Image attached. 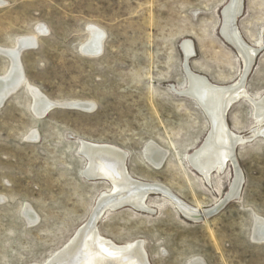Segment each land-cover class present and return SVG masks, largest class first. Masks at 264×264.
Here are the masks:
<instances>
[{
	"label": "rangeland",
	"instance_id": "rangeland-1",
	"mask_svg": "<svg viewBox=\"0 0 264 264\" xmlns=\"http://www.w3.org/2000/svg\"><path fill=\"white\" fill-rule=\"evenodd\" d=\"M226 2L2 0L0 47L36 37L20 53L25 80L55 104L86 101L92 109L56 106L38 116L24 83L0 107V264L48 261L88 220L100 194L112 188L106 179L84 177L80 139L125 150L131 176L166 186L201 212L222 202L234 165L205 179L188 163L209 120L184 90L185 66L218 85L236 82L244 72L243 59L220 33ZM89 26L104 34L98 55L81 50ZM235 26L258 49L243 80L245 91L258 99L264 94V46L258 48L264 0H241ZM183 40L193 45L187 59ZM10 65L0 53V75ZM226 112L230 130L249 140L233 149L242 176L237 195L194 220L152 192L146 196L151 213L128 204L105 210L96 220L99 232L117 244L141 240L150 264H188L193 258L204 264H264V242L252 238L254 216L264 218V135L253 129L264 123H257L245 97ZM148 142L165 152L157 168L144 157ZM25 205L37 216L33 224L22 215Z\"/></svg>",
	"mask_w": 264,
	"mask_h": 264
},
{
	"label": "bare ground",
	"instance_id": "bare-ground-1",
	"mask_svg": "<svg viewBox=\"0 0 264 264\" xmlns=\"http://www.w3.org/2000/svg\"><path fill=\"white\" fill-rule=\"evenodd\" d=\"M1 2L2 0H0ZM240 11L241 0H227L222 9L220 24L222 37L236 48L243 59L244 72H240L239 79L228 85H218L211 81L209 82L202 75L193 73L185 66L188 78H186L187 86L184 92L191 96L199 107L207 113V119L209 120V131L206 137L197 148L188 154L187 161L205 179L210 177L211 172L221 171L228 163L232 162L234 165V180L227 196L237 195L242 181L241 173L232 157L233 149L237 144L249 141L248 138H243L241 135L234 133L227 126L225 121L227 109L233 104L234 100L245 97L252 104L254 118L257 123L259 125L264 123V94L258 99H254L245 91L243 85L245 74L252 65L258 49L244 42L235 26V21ZM88 29L89 38L81 46V50L88 55H98L102 50L104 34L96 26H89ZM16 43L14 47H0V51L4 52V55L9 57L11 61L8 71L0 75V102L5 93L10 91L11 87L19 84L21 86L24 83L32 96L33 111L38 116H42L56 102L48 99L37 87L25 80L21 63L19 65L15 57L18 48L26 47L25 49H27L31 45H35L36 37L22 36L18 38ZM263 46L264 33L262 44L258 48ZM181 48L185 59L193 54V45L190 40H183ZM185 93H181V95ZM72 102L81 104L83 109H92V104L89 102ZM253 131L255 134L261 133L264 135V126L262 128H254ZM29 134L30 138L35 139L36 134L34 132ZM78 148L86 156L85 160H87L86 167L83 169L84 177L91 180L99 177L101 179L107 178L106 180L110 182L109 184H112V188L107 192L108 194H100V198H97L98 201L93 211H91L90 217L80 225L71 240L52 254L48 261L32 264H150L141 240L117 244L99 232L96 227V220L103 211L112 210L123 204L150 212L152 209L146 203V196L152 192L167 198L187 218H199L202 208L185 203L164 185L156 182L141 181L131 176L125 164L127 156L125 150L114 145L94 143L81 139ZM143 154L156 168L160 166L165 156V152L153 142H148L145 145ZM22 215H24L23 217L26 218L28 224H33L37 219L36 214L28 205L23 207ZM253 219V234L259 238H264V218L255 215ZM188 264L204 263L199 258H193L189 260Z\"/></svg>",
	"mask_w": 264,
	"mask_h": 264
},
{
	"label": "water",
	"instance_id": "water-1",
	"mask_svg": "<svg viewBox=\"0 0 264 264\" xmlns=\"http://www.w3.org/2000/svg\"><path fill=\"white\" fill-rule=\"evenodd\" d=\"M32 46V45H31ZM34 46V45H33ZM26 47H20V48H18V52L16 53V59L18 60V62H19V65H20V53L22 52V50H24ZM0 53L1 54H5L4 52H2V51H0ZM20 87V84L18 85V86H14V87H11V89H10V91H7L6 93H5V95L3 96V98L1 99V102H0V107L2 106V104L4 103V101L6 100V98L8 97V96H10L14 91H16L18 88ZM13 88V89H12ZM56 106H65V107H69V108H78V109H83V107H81V104H79V103H74V102H70V103H64V104H52L51 106H50V108L48 109V110H50V109H52V108H54V107H56ZM205 112V111H204ZM206 113V112H205ZM206 115H207V113H206ZM79 153H80V155H82L84 158H86V156L83 154V153H81L80 151H79ZM99 178H101V177H99ZM103 179H107V178H103ZM232 196H225L224 197V199L222 200V202H220V204H218L217 206H215V207H213V208H211V209H209V210H206V211H203V212H201L200 214H199V218H201V217H205V216H207V215H209V214H212L213 212H215L219 207H221V205L223 204V203H225L228 199H230ZM252 238L254 239V240H256V241H259V242H264V238H258L256 235H254L253 233H252Z\"/></svg>",
	"mask_w": 264,
	"mask_h": 264
}]
</instances>
